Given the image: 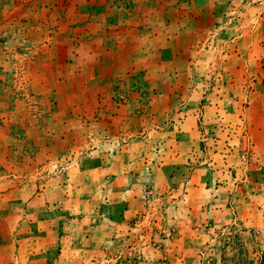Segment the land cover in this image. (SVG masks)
<instances>
[{"label":"rangeland","instance_id":"obj_1","mask_svg":"<svg viewBox=\"0 0 264 264\" xmlns=\"http://www.w3.org/2000/svg\"><path fill=\"white\" fill-rule=\"evenodd\" d=\"M0 264H264V0H0Z\"/></svg>","mask_w":264,"mask_h":264}]
</instances>
